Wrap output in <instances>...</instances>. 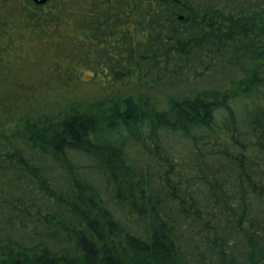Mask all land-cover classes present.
Wrapping results in <instances>:
<instances>
[{
  "label": "trees",
  "instance_id": "obj_1",
  "mask_svg": "<svg viewBox=\"0 0 264 264\" xmlns=\"http://www.w3.org/2000/svg\"><path fill=\"white\" fill-rule=\"evenodd\" d=\"M0 264H264V0H0Z\"/></svg>",
  "mask_w": 264,
  "mask_h": 264
},
{
  "label": "water",
  "instance_id": "obj_2",
  "mask_svg": "<svg viewBox=\"0 0 264 264\" xmlns=\"http://www.w3.org/2000/svg\"><path fill=\"white\" fill-rule=\"evenodd\" d=\"M34 3L37 4H44L45 2L49 1V0H32Z\"/></svg>",
  "mask_w": 264,
  "mask_h": 264
},
{
  "label": "rangeland",
  "instance_id": "obj_3",
  "mask_svg": "<svg viewBox=\"0 0 264 264\" xmlns=\"http://www.w3.org/2000/svg\"><path fill=\"white\" fill-rule=\"evenodd\" d=\"M83 76H84L85 78H87V77H89V73L86 72V73L83 74Z\"/></svg>",
  "mask_w": 264,
  "mask_h": 264
}]
</instances>
